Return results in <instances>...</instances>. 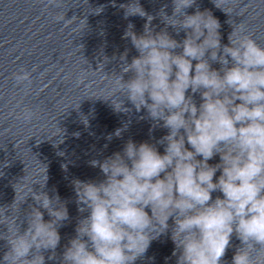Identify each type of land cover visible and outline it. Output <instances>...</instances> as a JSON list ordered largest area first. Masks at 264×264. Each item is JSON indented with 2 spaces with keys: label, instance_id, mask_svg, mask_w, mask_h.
I'll use <instances>...</instances> for the list:
<instances>
[{
  "label": "clouds",
  "instance_id": "clouds-1",
  "mask_svg": "<svg viewBox=\"0 0 264 264\" xmlns=\"http://www.w3.org/2000/svg\"><path fill=\"white\" fill-rule=\"evenodd\" d=\"M194 5L196 0H172L171 15L164 8L158 13L165 24L160 31L139 0L121 5L125 19L146 22L141 34L128 24L123 38L138 55L130 63L127 51L121 56V71L111 76L114 94L106 100L114 111L128 113L123 96L136 112L147 113L150 132L166 134L154 143L129 139L122 151L91 160L102 180L72 181L81 217L60 264H135L166 234L175 264H222L233 236L240 245L231 264H264V46L242 26L222 45L219 21L198 7L189 14ZM169 27L184 38L175 39ZM13 78L30 82V72L21 68ZM124 130L112 135L120 138ZM29 195L35 206L27 228L21 231L17 215L15 231L6 224L7 234L0 236L9 244L3 264H45L47 250L54 259L59 228L70 219L59 195Z\"/></svg>",
  "mask_w": 264,
  "mask_h": 264
}]
</instances>
